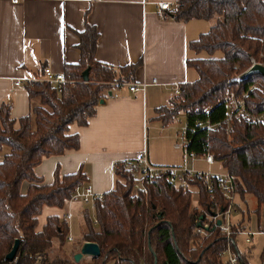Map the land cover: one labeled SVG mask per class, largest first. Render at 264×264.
I'll use <instances>...</instances> for the list:
<instances>
[{
  "label": "trees",
  "instance_id": "16d2710c",
  "mask_svg": "<svg viewBox=\"0 0 264 264\" xmlns=\"http://www.w3.org/2000/svg\"><path fill=\"white\" fill-rule=\"evenodd\" d=\"M170 15L185 22L214 23L188 44L194 52L207 54L186 61L197 78L181 83L169 105L157 110V118L164 127L173 124L179 113H185L188 149L212 154L235 178L239 196H254L260 219L259 209L264 206V122L234 117L228 133L221 128L203 129L198 123H214L225 117L231 108L223 97L229 91L244 97L250 113L264 112V77L243 76L251 58L264 63V0H175ZM86 16L84 30L78 33L80 59L64 65L65 82L55 85L41 78L28 82L29 98L38 99L30 113L8 118L0 112V264H78L84 260L88 264L110 260L113 264H224L225 239L216 230L208 237L192 231L202 213L191 208V189L175 187L160 176L146 182L144 191L132 195L133 177L122 162L114 170L113 189L95 205L97 226L87 208L82 213L79 239L96 242L100 256L76 262V251L67 244L68 224L58 216H49L43 228L36 231L43 206L63 207L71 190L87 179L81 170L61 176L57 169L53 182L44 184L35 167L46 157L77 148L79 138L68 134L69 125H86L99 101L113 91L114 83H133L141 65L139 61L113 67L97 61L99 33ZM216 52L221 55L215 56ZM85 69L86 81L82 77ZM24 181L30 184L21 193ZM197 185L199 203L207 208L204 188ZM243 228L240 219L233 231ZM15 239L19 240L18 249L14 260L8 261L5 255ZM53 251L56 253L50 257ZM238 253L241 264H248L246 253ZM38 256L40 261L36 263ZM260 259L264 264V246Z\"/></svg>",
  "mask_w": 264,
  "mask_h": 264
},
{
  "label": "crops",
  "instance_id": "0c3cea01",
  "mask_svg": "<svg viewBox=\"0 0 264 264\" xmlns=\"http://www.w3.org/2000/svg\"><path fill=\"white\" fill-rule=\"evenodd\" d=\"M158 1L171 2L172 10L175 0H0V112L5 117L19 118L30 113L38 99L29 98L27 83L40 79L45 67L63 73L65 64L78 63V33L84 30L85 15L99 33L97 61L113 67L141 61L133 83L139 85L152 78L158 82L135 92L127 86L114 88L103 103H98L86 125L70 124L68 134H77L79 146L44 158L34 169L42 183H52L57 169L61 176L81 170L95 192L105 194L114 187L113 165L143 151L155 165L181 163L165 161L162 149L150 152L148 132L155 130L158 140L166 136L159 133L167 126L160 123L157 110L169 105L176 85L196 79L186 61L195 58L196 52L188 44L201 33L197 24L190 25L198 20L185 22L171 15L160 18ZM16 80L21 84L15 85ZM166 149L169 156L173 155V146ZM29 184H21V193ZM245 198L238 195L239 214L246 205ZM63 207L69 206L65 203ZM63 207L43 206L36 231L43 228L49 216L65 220L66 211H60ZM70 207L83 217L84 207ZM239 214L234 221L241 219L245 225L243 217L235 218ZM258 220L257 217L256 229H264ZM79 237L80 233L67 243L81 244Z\"/></svg>",
  "mask_w": 264,
  "mask_h": 264
},
{
  "label": "built area",
  "instance_id": "2783aa9c",
  "mask_svg": "<svg viewBox=\"0 0 264 264\" xmlns=\"http://www.w3.org/2000/svg\"><path fill=\"white\" fill-rule=\"evenodd\" d=\"M17 1V0H14ZM157 14L160 18L166 19L170 17L171 2L158 1L156 2ZM262 64L251 58V65ZM248 68V69H249ZM247 69V70H248ZM246 70V71H247ZM41 79L52 84L58 85L65 82V76L62 72H54L49 67H45L42 72ZM239 79V75L236 76ZM157 80L152 78L149 82H143L139 85L134 83H121L115 82L114 88L120 89L124 86L128 87V90L135 92L139 89H144L148 84H157ZM15 85H20L21 82L16 80ZM175 94L179 93V86L176 85L173 88ZM116 96V94H115ZM245 96V94H244ZM224 102L230 106V110L225 117L219 121L211 123L209 120L199 122L198 125L203 129L217 128L223 129L226 133L229 132L231 127V120L234 117L244 118L249 122L257 123L264 122V112L250 113L245 104L244 97H238L234 91H229L223 97ZM185 117V113H181ZM166 134H171L169 127L166 128ZM188 123L185 119L181 124L180 131L175 134V142L173 148L181 152V163L178 165H155L152 164L147 156L146 151L141 152L138 156L121 161L124 165V169L133 177V185L131 194L135 195L139 191L145 190L146 182L155 180L160 176H164V179L175 187L189 188L192 191L191 196V208H196L198 212H201L203 218L200 216L195 219V226L193 227V233L200 237H208L213 230H216L217 234L225 239L226 247L222 251V261L224 264H241L239 257V249L237 237L243 235L245 243L251 242V237L255 234H264V229L257 228L255 231H246L240 229L237 232L233 231L235 225L234 216L239 214L238 208V193L235 185V178L227 173L225 170L222 172H211L198 170L193 166L194 160H201L206 164H214L218 162L214 156L210 153L196 154L188 149L190 140L187 137ZM118 162L113 165L114 170L117 169ZM195 181L202 184L205 194L207 208L199 203L200 193L198 191L197 183L191 185V182ZM104 198L103 193L95 192L94 188L89 182H84L75 186L69 193V197L66 200L68 208L74 202H80L85 207L91 208L93 212V225L97 226V219L94 214L95 205L97 202H102ZM73 213L70 209L64 214L65 220H71ZM219 221V224L217 223ZM199 224V225H198ZM235 233V234H234ZM235 235V238L233 237ZM67 241L72 242L73 238L68 234ZM234 245V247H233ZM80 244L73 246L74 250H78ZM244 252V251H243ZM40 256L37 257L39 259Z\"/></svg>",
  "mask_w": 264,
  "mask_h": 264
},
{
  "label": "rangeland",
  "instance_id": "374dc122",
  "mask_svg": "<svg viewBox=\"0 0 264 264\" xmlns=\"http://www.w3.org/2000/svg\"><path fill=\"white\" fill-rule=\"evenodd\" d=\"M214 21L213 20H198L196 22L191 21L190 25L192 24H197V31L200 33H205L209 30V28L213 25ZM221 53L220 52H216L215 56H220ZM194 57H200V58H205L207 57V54L205 52H199V53H195ZM193 72V77L197 78L196 72L192 69ZM193 78V79H194ZM185 121V117L183 114H178V116L175 118V122L173 124H169L167 127H169L171 133L173 136H169L166 134V131L162 130L159 133L169 136L168 138L165 137H161L157 138L156 134H155V130L149 129L148 132V136H149V141H148V147H149V151L150 152H154L155 153V149L158 150L162 149V153L164 155V160L167 162L170 161H181V152L179 150H174L173 149V155L171 154V156H169L170 154L169 151H167L166 148H169L170 146H173V143L175 142V134L177 131H180L181 129V124H183ZM172 152V151H171ZM193 166L198 169V170H203V171H211V172H222L224 171V168L222 167V165L220 164V162H215L214 164H206L205 162L201 161V160H194L193 162ZM246 205L243 206V211L236 216L235 218H244V230L246 231H255L256 227V218L257 213H256V209H257V203L256 200L254 198L253 195L251 194H246ZM77 205H80L84 208L88 209V213H89V217L90 219L93 221V212L91 210V208L89 207H85L83 204H81L80 202H74L73 206L77 207ZM65 208V209H64ZM67 209H70L71 212L73 213V217L71 220H67L68 223V228H69V232L68 234L74 239L76 237H78L82 224H83V219L81 214H79L78 212H76L75 208H66L63 207V209H61L60 211L64 212L67 211ZM83 211V210H82ZM259 221L260 224L262 226V228H264V206H261L259 209ZM243 235L238 236L237 237V242H238V246L239 249L243 252L246 253V257H247V261L248 264H260L261 263V253H262V249L264 246V235H259V234H255L251 237V242L249 244L245 243L243 240ZM68 244V243H67ZM69 245V244H68ZM79 250V249H78ZM76 250V252L78 251ZM56 252L53 251L52 253H50V257H54V254ZM40 258L37 259L36 263H39ZM78 264H88V261L84 260V261H80ZM106 264H113V261L110 260L108 261Z\"/></svg>",
  "mask_w": 264,
  "mask_h": 264
},
{
  "label": "water",
  "instance_id": "95a60500",
  "mask_svg": "<svg viewBox=\"0 0 264 264\" xmlns=\"http://www.w3.org/2000/svg\"><path fill=\"white\" fill-rule=\"evenodd\" d=\"M252 74H260L264 77V65L262 64H254L252 65L247 71L243 73V76H249ZM83 80H87L88 78V69H85L82 73ZM112 93L109 92V95ZM99 103H103V99L99 101ZM203 218V215H200V219ZM219 224V221L217 222ZM199 225V224H198ZM19 240L15 239L12 248L10 251L5 255V259L8 261H12L15 258L16 251L18 249ZM100 248L96 242L92 241H84L80 244L79 250L74 253L73 257L76 262L80 261L83 257L92 256L98 257L100 256ZM156 264V261H155Z\"/></svg>",
  "mask_w": 264,
  "mask_h": 264
}]
</instances>
